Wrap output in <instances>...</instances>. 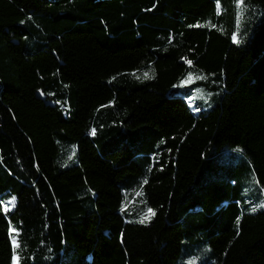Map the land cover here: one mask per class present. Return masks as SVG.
I'll use <instances>...</instances> for the list:
<instances>
[{
  "label": "trees",
  "instance_id": "16d2710c",
  "mask_svg": "<svg viewBox=\"0 0 264 264\" xmlns=\"http://www.w3.org/2000/svg\"><path fill=\"white\" fill-rule=\"evenodd\" d=\"M15 258L264 264V0H0Z\"/></svg>",
  "mask_w": 264,
  "mask_h": 264
},
{
  "label": "rangeland",
  "instance_id": "374dc122",
  "mask_svg": "<svg viewBox=\"0 0 264 264\" xmlns=\"http://www.w3.org/2000/svg\"><path fill=\"white\" fill-rule=\"evenodd\" d=\"M187 78H184L183 81H187ZM195 78L192 76V80L191 82L194 80ZM182 81V82H183ZM190 82H187V83H184L183 85H187L189 84ZM199 94L201 95V91L200 90H197L193 97L191 99H189V103L192 107H196V100L199 99ZM202 96V95H201ZM136 195H138L139 193H142L143 192V187H138L136 190ZM10 201H13V198H9L5 201H3V206H4V210L7 212V211H12L15 207V203H16V200H14L12 203H9ZM13 243V242H12ZM14 244V243H13ZM16 263V258L14 259V264Z\"/></svg>",
  "mask_w": 264,
  "mask_h": 264
},
{
  "label": "snow or ice",
  "instance_id": "6c2138e0",
  "mask_svg": "<svg viewBox=\"0 0 264 264\" xmlns=\"http://www.w3.org/2000/svg\"><path fill=\"white\" fill-rule=\"evenodd\" d=\"M242 2H243V0H241V3H242ZM233 39H234V42H238V41L236 40V37H235V36L233 37ZM189 63H191V62L189 61ZM144 76L147 78V77H148V73H144ZM203 78H204V77H197V79H203ZM191 80H192V75L189 74V76H188V78H187V81H183L182 84H181V86H183L184 83L191 82ZM93 134H94V133H93ZM14 200H15V198L13 197V201H14ZM13 201H10L9 203H12ZM253 210H255V209H253ZM150 215H154V212H153L152 209H148L147 213H145L144 218L141 219L140 222H141V223H144L146 220L150 219ZM237 223H239V222L237 221ZM13 243L16 244V241L14 240ZM16 246L18 247L19 245L16 244Z\"/></svg>",
  "mask_w": 264,
  "mask_h": 264
},
{
  "label": "bare ground",
  "instance_id": "6f19581e",
  "mask_svg": "<svg viewBox=\"0 0 264 264\" xmlns=\"http://www.w3.org/2000/svg\"><path fill=\"white\" fill-rule=\"evenodd\" d=\"M258 206V205H257Z\"/></svg>",
  "mask_w": 264,
  "mask_h": 264
}]
</instances>
